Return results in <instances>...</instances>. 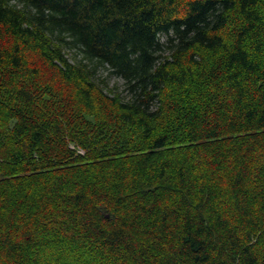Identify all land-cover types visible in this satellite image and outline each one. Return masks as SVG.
<instances>
[{"label": "trees", "instance_id": "1", "mask_svg": "<svg viewBox=\"0 0 264 264\" xmlns=\"http://www.w3.org/2000/svg\"><path fill=\"white\" fill-rule=\"evenodd\" d=\"M0 264H264V0H0Z\"/></svg>", "mask_w": 264, "mask_h": 264}, {"label": "rangeland", "instance_id": "2", "mask_svg": "<svg viewBox=\"0 0 264 264\" xmlns=\"http://www.w3.org/2000/svg\"><path fill=\"white\" fill-rule=\"evenodd\" d=\"M104 75H105V74H104ZM109 83H110V86H112V85L115 84V83L121 85V84H122V81L119 80V79H117V78H112V79H110ZM72 146H73V145H72ZM73 148H74V146H73ZM80 152L83 153V151H80Z\"/></svg>", "mask_w": 264, "mask_h": 264}]
</instances>
